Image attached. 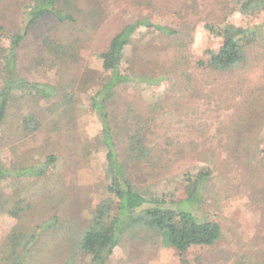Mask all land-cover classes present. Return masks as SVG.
I'll list each match as a JSON object with an SVG mask.
<instances>
[{"label": "rangeland", "instance_id": "rangeland-1", "mask_svg": "<svg viewBox=\"0 0 264 264\" xmlns=\"http://www.w3.org/2000/svg\"><path fill=\"white\" fill-rule=\"evenodd\" d=\"M95 1L103 8L107 5L106 18L93 29L91 42L82 47L81 64L61 74L40 68L27 75L58 87L64 76L65 87L74 93L73 106H65L62 112L50 102L32 106L22 102L11 109L2 131L3 165L9 170L34 171L0 184V264L11 263L13 234L31 231L38 235L42 249L34 264L70 259L95 205L108 195L104 122L93 100L102 89L101 82L110 76L98 55L108 43L109 31L116 32L119 18L128 23L147 18L181 33L176 48L154 29L140 27L134 34L136 43L125 51L123 69L132 68L154 80L135 78L118 87L107 105L119 159L148 197L167 196L173 207L183 201L199 219L217 222L222 236L213 246H195L185 254L164 247H117L109 264H263L264 9L245 15L240 11L245 0H156L153 8L129 0H83L82 4ZM31 4V0H6L8 23L21 25V16ZM208 25L256 28L259 35L246 45L241 64L217 72L206 64L223 39ZM59 32L65 36L64 30ZM34 34L32 42L37 39ZM25 52L30 55L32 48L26 46ZM31 111L40 122L36 133L20 130ZM135 117L149 126L138 127ZM130 129L148 139L147 148L158 158L157 166L129 161L123 140ZM51 158L54 162L47 164ZM202 173L208 174L207 179L202 181L199 201L191 204L192 182ZM19 210L21 219L13 215ZM45 223L52 224L44 227ZM76 255V264L89 263L90 259Z\"/></svg>", "mask_w": 264, "mask_h": 264}, {"label": "trees", "instance_id": "trees-1", "mask_svg": "<svg viewBox=\"0 0 264 264\" xmlns=\"http://www.w3.org/2000/svg\"><path fill=\"white\" fill-rule=\"evenodd\" d=\"M31 1L32 4L27 12L21 16V25L13 26L8 23L9 14L5 12L6 0H0V82L2 83L0 87V142L8 115L17 104L26 102L32 106L41 102H50L53 103L51 104L53 109L58 111L62 109V112H66L63 111L65 106L68 108L73 106L74 93L65 87L68 80L64 76L58 87L33 81L27 75L39 71L40 68L58 70L61 74L77 67L81 64L82 47L87 42H91L93 29H96L99 23L106 18L107 5L105 4L103 8L98 1L92 5H83V0ZM129 1L151 8L156 7L157 4L156 0ZM241 3L240 11L245 15L258 9H264V0H245ZM119 22L120 24L114 27L116 32L109 31L108 43L98 55V58L103 61L104 71L110 73L108 80L101 82L102 89L93 100V107L104 122L102 144L108 151L110 183L107 186V197L95 205L91 221L83 228L75 242L76 253L83 258L90 259L87 264H109L117 247L137 245L143 250H156L164 247L185 254L195 246H213L222 236V228L217 222L199 219L194 212L184 206L183 201H178L175 205L178 206L173 207L170 202H167V196L148 197L133 183L124 162L119 159L107 105L115 97L118 87L131 84L135 78L138 81L141 78V82L146 80L153 82L154 80L138 75L132 68L123 69L126 49L136 43L134 34L140 27L154 29L168 40H172V45L176 48H178L177 43L180 42L181 37L179 31L156 25L147 18L133 23L124 22L123 18H119ZM207 28L223 39L220 50L212 53L206 64L208 68L217 72L229 71L241 64L245 59L246 45L255 41L259 35L256 28L250 29L235 25H226L221 28L208 25ZM61 30L65 31L63 37L58 34ZM33 34L37 37L34 42H32ZM26 46L32 48L30 55L25 52ZM200 65L205 64L200 63ZM177 66H179L178 63L175 64V67ZM135 120L138 122V127L149 126L148 121L137 120V118ZM39 128V119L33 111L20 125V130L27 133H36ZM55 128L58 126L55 125ZM131 129L126 139L123 140L129 161L139 165L147 163L153 167L157 166L158 158L152 156L147 148L148 139L140 132L131 131ZM53 162L54 158H51L47 164ZM33 171L34 168L9 170L3 165L0 156V184L14 175L23 177L31 175ZM207 176V173H202L192 182L193 188L189 191V203L194 204L199 201V194L203 188L202 181L207 179ZM21 212L22 210H19L13 215L21 219ZM49 224L52 223H45L44 227L50 226ZM13 235L15 237L10 245V264H34L42 253L38 235L33 234L32 231ZM76 253L70 259L66 257L61 264H76Z\"/></svg>", "mask_w": 264, "mask_h": 264}]
</instances>
